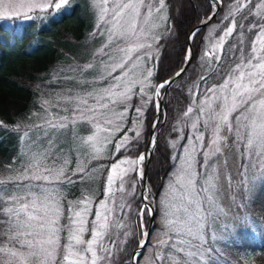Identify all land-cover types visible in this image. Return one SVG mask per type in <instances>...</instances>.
Segmentation results:
<instances>
[{
    "label": "snow or ice",
    "instance_id": "6c2138e0",
    "mask_svg": "<svg viewBox=\"0 0 264 264\" xmlns=\"http://www.w3.org/2000/svg\"><path fill=\"white\" fill-rule=\"evenodd\" d=\"M219 2L220 0H216L217 4ZM67 4L68 0H44L43 3L30 5H25L23 0L19 3L15 0H0V18L21 15V12L14 10L25 7L29 11L50 10L55 15ZM158 4L160 7L156 9L157 12L164 8L165 0H158ZM141 7L146 9L149 16L152 14V5H145L144 0H139V2L128 0L125 3L115 4L111 12V20L105 19L109 15V8L102 9L99 19L105 24L110 23L111 27L107 32L108 43L98 51L102 55L109 56L111 64L100 74L99 79L108 86L99 89L96 95L88 93V96L95 101L93 105L89 106L88 99L80 101L77 108L79 115L73 116L72 123L77 120H87L90 123L101 120L111 127L114 121L103 120V116L105 112L111 111L117 105L124 108L123 112L116 115V119L120 121L117 130L122 127L129 109L135 112L136 121L145 117L147 109L143 98L146 95L145 85L152 77V71L146 70L144 80L134 82V85H139L136 92H133V87L127 84L129 67H134L142 59L151 57L150 49L153 47L152 44L139 42L145 35L141 24L137 22L141 17ZM209 7H212L211 2ZM256 7L264 8V3ZM126 15L130 19L125 20ZM257 15L260 16V20L252 23L249 29L254 31V38L248 41L247 49L244 47L243 40L238 42L239 46L232 45L229 48V51L233 53L230 62L222 61L223 44L225 38L233 34L236 27L235 22L233 26L227 27L217 45L210 52L204 53L205 57H211L221 66L210 67L199 76V79L207 84L209 75H211L217 78V83L206 87L203 93L205 98L194 107H188L184 113L188 116L195 109L197 113L207 117L203 125L206 129H211L212 138L205 142L202 132L196 134L199 132L200 116H197L191 125L194 130V140L202 146L207 143L211 149L203 153L204 164H207V169L203 173L197 172L195 168L194 153L197 150L195 145L184 146L183 155L169 156L171 160H179L180 164L178 167L172 165L175 171L169 176L165 190L158 201V207L152 206L155 194L151 187L147 186L145 171L140 166L150 161L156 147L155 128L159 123V117L163 115V109L154 98L149 97L156 118L151 124L152 136L148 140L146 150L144 153L137 152L136 159L119 158L123 151L129 148L130 141L138 142L140 133L134 132V128L140 125L134 123V128L123 130L121 139L113 144L114 151L111 153L113 159L106 169L107 175L101 191L104 199L94 202L90 196L82 193V198L67 202V215H65L61 207L60 186L74 182L71 177L65 176L68 161L64 160V166L60 169L45 167L41 170L37 164L29 165L21 179L41 183H29L25 186L24 197L13 196L11 198L12 202L17 204L24 199L28 202L20 204L18 208L4 210L10 215H15L14 224L18 231L11 237V240L20 248L25 249L26 254L7 248L0 249V251L6 252L12 258L19 257L26 261L40 260L41 264H55L58 253H64L61 264H108L109 261H112V264H123V261L117 262L116 256L122 251L123 245L131 240L134 248L127 254L130 264H140L141 260H144V264H214L211 257L215 249L209 246L206 240L205 222L209 217H213L214 213L223 214L224 209L218 203L217 184L221 177L216 175L213 163L209 162L222 154V149H227L241 158V163L237 167L241 189L248 187L249 183H254V181H247L246 169L261 168V177L264 178V15L260 12H257ZM213 18L214 14L209 16L205 23ZM160 19L163 21L166 18L160 17ZM146 20L145 17L144 21ZM198 34V28L187 34L188 43L183 50L182 60L184 66L179 68L175 77L182 76L191 65L193 56L190 41L194 40ZM113 45H115L114 51ZM217 48L220 49L219 53ZM141 53L144 55L141 56ZM85 67L93 69L91 63ZM117 71L119 75H114ZM174 82V78L167 79L154 86L155 96L158 97L161 90H165ZM82 83L87 86V82ZM133 95L141 98L139 104H132ZM105 100L107 103L103 102ZM67 125L68 118L62 117L61 122L49 120L45 126L56 130L65 128ZM100 131L101 129L97 127L96 134L88 136L83 141V144L89 147L94 154L93 159H99L105 151L103 147L98 146ZM129 132H134V138L128 136ZM109 135H111L110 132ZM176 147L177 143L173 141L172 148ZM33 159L39 158L33 157ZM124 165L128 167L125 168ZM32 169L35 171H32L29 176L27 172ZM130 172L138 175L137 184L141 181L145 182V190L140 192V203L135 208L131 204H115L113 199L117 191L121 193L125 191L126 184L132 187L133 192L135 191L131 181L126 179ZM87 175L86 166H77L73 171V176H79L82 180ZM228 179L230 181L232 178ZM248 190L251 191V188ZM125 208L128 209L130 215L135 217L134 226H131L128 219L117 217V209L123 212ZM157 212L162 215L166 229L163 235L167 239L160 240L157 244L159 251H155L152 256L145 259L144 250L151 243V234L145 231L144 217L146 214L154 217ZM21 216L24 218L21 219ZM90 216L92 218L89 220ZM62 219L66 220V223L61 224ZM117 230L124 238L120 242L113 239ZM61 233H66L63 244ZM86 233L90 237L87 240L84 239ZM212 239L215 240L216 237L213 236ZM106 240L115 246V253L112 247L106 246ZM73 248H79L80 251L74 252ZM70 256L75 257V260H70Z\"/></svg>",
    "mask_w": 264,
    "mask_h": 264
},
{
    "label": "trees",
    "instance_id": "16d2710c",
    "mask_svg": "<svg viewBox=\"0 0 264 264\" xmlns=\"http://www.w3.org/2000/svg\"><path fill=\"white\" fill-rule=\"evenodd\" d=\"M165 1L168 5L171 27L168 32H163L158 42L160 48L153 73L156 83H162L183 66V50L188 43L187 34L206 17L209 18L214 11L213 5L209 7L211 0ZM236 1L221 0V7L214 18L200 27L199 34L190 42L193 56L191 65L182 76L176 77L175 82L166 90L164 116L156 128L158 130L156 147L147 169V179L149 187L155 194L156 207L169 176L175 170L172 165L179 163V160H171L169 156L180 155L181 148L187 141L188 130L185 127L187 119L184 113L188 105L192 104L194 96L198 97L204 93L206 87L217 83V78L211 75L207 84L199 79V76L210 67L221 66L220 63H209V57L204 56V53L210 52L207 49V41L222 35L229 24L235 22L236 27L233 34L227 38L222 56V61L230 62L233 53L229 48L232 45L239 46L238 42L243 40L247 49L248 41L254 38V31L249 29L252 23L260 20L255 11L258 0H248L246 5L241 7V11L233 10ZM99 30L87 0H71L68 7L61 8L55 15L49 10L36 11L35 16L31 18L17 15L0 18V171L4 164L13 161L12 158L18 148L19 130L28 123L33 111H41L43 100L51 102L54 97L62 99L67 94H72L73 89L76 92L88 87L89 82L85 86L82 82L86 81L80 78L81 69L91 61H96L99 56L97 53L101 41ZM146 109V118L144 117L145 122L140 133L142 140L139 138L138 142H131L136 149L133 147L127 150H130L132 155L143 150L147 143L149 129L155 116L151 101ZM180 121L184 131L183 135L178 137L177 125ZM170 140L178 141L176 148H172ZM111 159L109 157L107 161ZM135 175L131 172L129 174L132 179H135ZM138 192L139 187L136 186L135 196L130 200L133 208L140 203ZM155 215L150 233L151 243L144 250L145 259L159 251L157 244L160 240L167 239L163 235L166 229L162 224V215L159 212ZM133 217L130 215L128 219L131 226L136 223ZM144 219L145 224H148L147 214ZM238 232L237 238L229 244L233 254L231 252L230 255L228 252L220 259V264H264V218L262 220L257 218L253 225L241 227ZM113 239L120 242L124 238L117 230ZM9 241L6 214L0 209V244ZM106 246L112 247L113 252H116L115 246L107 240ZM133 248L131 240L126 242L116 256L117 262L130 264L127 254ZM108 264H112V261ZM140 264H144V260H141Z\"/></svg>",
    "mask_w": 264,
    "mask_h": 264
},
{
    "label": "rangeland",
    "instance_id": "374dc122",
    "mask_svg": "<svg viewBox=\"0 0 264 264\" xmlns=\"http://www.w3.org/2000/svg\"><path fill=\"white\" fill-rule=\"evenodd\" d=\"M21 0H15V2L19 3ZM90 7L93 10V18L95 20L96 25L99 30V38H100V46L97 49V53L99 56L96 61H91L93 65V69H88L83 66L81 69V79L83 78L86 82H89L88 87L82 88L80 91L72 90V94H67V96L62 99L59 97H54L52 101L43 100L41 111H37L30 115V119L28 123H25V126L19 130L18 136V148L16 155L12 158L13 161L4 164V168L0 171V209L3 213L6 214V225L8 236L10 237L9 243L4 242L0 244V249H13L17 252H25L26 250L20 248L18 244L11 240L16 234L18 229H15L14 221L16 219L15 215L8 214L4 210L7 208H18L20 204L28 202L27 199L21 200L20 204L13 203V196H25V186L29 183L36 184L41 183L38 181H29L21 179L26 173V169L29 168L31 164H37L39 169L49 168V169H60L63 167V161L67 160L68 165L65 171V176L71 177L73 179L72 184H64L60 186V191L62 193L61 196V207L64 209L65 215H67V202L68 201H76L81 197V194L84 193L90 196L94 202L104 199V196L101 195V191L105 182V178L107 175V167L110 164V161L113 159L111 153H113V144L119 141L123 135V130L128 128H134V123H139L140 127L134 128V132L142 133L144 117L139 118L136 121V114L134 111L129 109L127 113V118L123 121V125L120 130H117V125L120 124V121L116 119V115L120 112L124 111L123 106L117 105L115 108H112L111 111H107L104 113L103 120H113V126L109 127L107 124L103 123L101 120H96L93 122H88L87 120H77L75 123H72V119L74 115H79L77 111L78 106L80 105V101L82 99H88L89 106L95 103L92 97L88 96V93H93V95L97 94L99 89L107 87L108 84L99 79L101 73H103L111 64V60L109 56L102 55L98 50L104 47L107 43V32L111 27V24H105L103 21L99 19L100 13L104 7L109 8V15L105 17L107 20H111V12L114 8L115 4L125 3L128 0H107V4H105V0H87ZM44 0H23L25 5H30L32 3H43ZM71 0H68V4L65 7H68ZM133 2H139V0H133ZM248 0H237L233 5V10L239 9L241 11V7L245 6ZM264 3V0H258L256 5ZM144 4L152 5V14L149 16L144 7H141V17L138 18V23L141 24L144 36L140 39V43L152 44L153 47L150 49L151 57L147 59H142L139 64L129 67L128 75H127V84L129 87H133V92L138 90L139 85H134L135 81H143L146 76V70H151L154 73V68L156 64V60L159 54V39L161 38L163 32H168L170 29L169 23V15L168 8L165 1V6L159 12L156 11L160 6L158 4V0H144ZM243 5V6H241ZM63 7V8H65ZM10 12L13 10H9ZM14 11L21 12L20 16L22 18L33 17L36 14V11L40 12L39 9L29 11L27 7L23 9H15ZM255 11L260 12L264 15V8L258 9L256 7ZM42 12V11H41ZM256 12V13H257ZM12 16V15H10ZM147 18L146 22L144 18ZM160 17H165L163 21ZM125 20L130 19L129 16L124 17ZM233 26L229 24L228 27ZM227 28L224 30V32ZM222 33V35L224 34ZM222 35H218L216 37H212L207 41V49L211 51L214 46L217 45L220 37ZM227 38H225L223 44V52L224 46L226 45ZM119 43V41H117ZM113 51L115 45L112 46ZM107 52L108 49L106 48ZM217 52H220V49L217 48ZM144 54L141 53V56ZM222 56H224L222 54ZM211 63H217L209 57ZM85 74V75H84ZM114 75H119V72ZM111 83V81H108ZM159 83L154 82L153 75L148 79L145 85V93L144 103L145 107L149 103L148 98L152 97L156 101L158 99L155 96V87ZM162 91L160 92V94ZM64 95V94H63ZM192 99V104L188 105V107H194L200 103L205 97L203 94H199L198 97L194 96ZM61 100V101H60ZM45 101L47 103H45ZM107 103V101H103ZM141 102V98L139 96L133 95L132 104L137 105ZM164 111V110H163ZM187 111V110H186ZM164 116V112L163 115ZM162 116L159 117V122L161 121ZM185 116V115H184ZM197 116H200V120L198 121L199 134L202 132L205 137V142L210 141L212 138L211 129H206L203 125V121L207 119L206 116H203L200 113H197L194 109L192 113H189L188 116H185L187 121L185 122V127L187 128L186 140L184 145L181 148L180 155L184 153V146L189 144H194L196 147V151L194 153L195 157V168L197 172L203 173L207 169V164H204V156L203 153L206 151H210L211 149L205 143L203 146L194 140V130L192 129V123L197 119ZM62 117L68 118V125L65 128H57L56 130H52L49 127H46V122L52 120L54 122H61ZM154 119V117H153ZM152 119V121H153ZM152 124V123H151ZM159 124V123H158ZM157 124V126H158ZM156 126V128H157ZM27 127V128H26ZM99 127L101 131L99 132V145L105 149L103 155L99 159H93V153L91 149L83 144V141L87 139L88 136L96 134V129ZM151 128V126H150ZM155 128V131L158 130ZM183 124L180 121L177 125L178 137L183 135ZM109 132L111 135H109ZM134 132H129L128 136L130 138H134ZM27 133V135H25ZM157 135V133L155 134ZM140 140H142L141 134L139 136ZM148 140V136H147ZM146 140V141H147ZM172 145V140H170ZM176 141V140H175ZM178 142V141H176ZM130 141V146L128 149L133 148ZM28 148V149H27ZM127 149V150H128ZM133 149H136L135 147ZM123 151L122 155L119 157L136 159V155H132L129 151ZM143 150L138 151L139 153ZM33 157H38L39 159H33ZM112 158L110 161H107L108 158ZM28 158V159H27ZM96 161V163H92ZM107 161V162H105ZM177 167L180 164L178 161ZM246 164V159H245ZM209 163H213L216 169V175L221 177L220 182L217 184V189L219 190V206L224 209L223 214L216 215L213 214V217H209L206 220V240L208 241L209 246L215 249L212 253V259L214 260V264H220V259L226 256L229 252L233 254V251L230 250L229 244L237 238L238 230L242 228H246L248 224L253 225L256 222L257 218L262 220L264 218V178L261 177V168L253 167L251 169H246L248 172L247 181H254V183H249L248 187L241 189L240 180L237 174V167L241 163V158L238 154H234L227 149H222V154L218 155V157L213 158V161ZM255 163V161H253ZM77 166H86V171L88 175L85 179H81L79 176H73V171ZM123 167L127 168L128 165H124ZM31 171H28L27 174L30 176L32 174ZM175 171V170H174ZM48 174V173H44ZM130 174V173H129ZM136 174V173H135ZM229 177L232 179L229 181ZM126 179H129L132 183V186L139 187V195H140V183L137 184L138 175H135V179L130 178L128 176ZM246 181V183H247ZM226 183V184H224ZM251 188V191L248 190ZM132 191V187H129L128 184L125 185V191L123 193L117 191L115 194L114 202L115 204H131L130 200L132 196H135ZM131 193V195H129ZM153 207L156 205V198L152 201ZM156 216V215H155ZM154 216V217H155ZM117 217L129 219L130 214L128 213V209L125 208L123 212L117 209ZM24 217L21 216V219ZM92 217H89V220ZM135 222L136 219L133 217ZM66 223V220L62 219L61 224ZM162 224L163 219H162ZM145 231H147V224H145ZM66 233H61V243H64V236ZM215 236L216 239L213 240L212 237ZM89 235H84V239H89ZM74 252H79V248H73ZM64 253H58L57 260L55 264H61ZM70 260H75V257L70 256ZM41 264L40 260H21L19 257L12 258L6 252L0 251V264Z\"/></svg>",
    "mask_w": 264,
    "mask_h": 264
},
{
    "label": "water",
    "instance_id": "95a60500",
    "mask_svg": "<svg viewBox=\"0 0 264 264\" xmlns=\"http://www.w3.org/2000/svg\"><path fill=\"white\" fill-rule=\"evenodd\" d=\"M213 1V3H215V11L213 12V14L215 15V13L220 9V7H221V0H220V2H219V4H217L216 3V0H212ZM212 14V15H213ZM211 15V16H212ZM206 21H208V17L207 18H205V20L204 21H202L201 23H200V25L198 24V25H196V27L194 28V29H196V28H200L201 26H203V25H205V22ZM184 66V65H183ZM182 66V67H183ZM177 71H179V69L177 70ZM176 71V72H177ZM175 79L176 80V77H175V73L172 75V76H170V77H168V79ZM167 80V79H166ZM173 84V83H172ZM171 84V85H172ZM170 87V86H169ZM166 90H167V88L165 89V90H163V92H162V94H161V96H159L158 97V103L160 104V107L161 108H163V106H164V95H165V92H166ZM156 118V114H155V117H154V119ZM156 132V131H155ZM152 136V128H150V130H149V134H148V140H149V138ZM148 142V141H147ZM147 144L148 143H146V146H145V148H144V150H143V152L142 153H144L145 152V150H146V147H147ZM148 164H149V161H146L145 162V164L142 166V168H143V170L145 171V174H146V183H147V168H148ZM144 188H145V182H143L142 181V183H141V186H140V192L141 191H144ZM153 221H154V217H150V220H149V223H148V226L149 227H147V231H151V229H152V225H153Z\"/></svg>",
    "mask_w": 264,
    "mask_h": 264
},
{
    "label": "bare ground",
    "instance_id": "6f19581e",
    "mask_svg": "<svg viewBox=\"0 0 264 264\" xmlns=\"http://www.w3.org/2000/svg\"><path fill=\"white\" fill-rule=\"evenodd\" d=\"M141 167V166H140ZM148 186V185H147ZM149 187V186H148ZM144 190H145V188H144ZM145 195H147V191H145Z\"/></svg>",
    "mask_w": 264,
    "mask_h": 264
}]
</instances>
